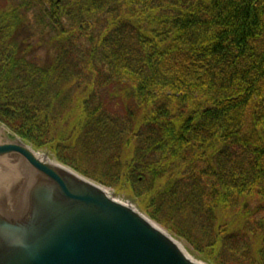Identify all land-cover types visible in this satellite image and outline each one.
<instances>
[{"label":"trees","instance_id":"1","mask_svg":"<svg viewBox=\"0 0 264 264\" xmlns=\"http://www.w3.org/2000/svg\"><path fill=\"white\" fill-rule=\"evenodd\" d=\"M0 121L211 264H264V0H0Z\"/></svg>","mask_w":264,"mask_h":264},{"label":"water","instance_id":"2","mask_svg":"<svg viewBox=\"0 0 264 264\" xmlns=\"http://www.w3.org/2000/svg\"><path fill=\"white\" fill-rule=\"evenodd\" d=\"M0 264H211L110 188L0 122Z\"/></svg>","mask_w":264,"mask_h":264},{"label":"rangeland","instance_id":"3","mask_svg":"<svg viewBox=\"0 0 264 264\" xmlns=\"http://www.w3.org/2000/svg\"><path fill=\"white\" fill-rule=\"evenodd\" d=\"M31 16L33 17L32 14H31ZM38 28H39V27H37L36 32H35L34 35H33V31H32V30L29 31L30 28H27V29L21 30V31L19 32V33H20L19 38L27 36V37H29V39H30L32 42L36 43L37 40L39 41V38H38V36H39ZM29 35H30V36H29ZM46 38H49V36H47V37L44 38V39H45V42L42 43V44H40V45L38 46V48L35 50V52L38 54V56H41V57H42V59H43V61H44L45 63H49L50 60H51V57L53 56V49L50 48V47H51V46H50V43L46 41V40H47ZM44 151H46V150H44ZM47 152H49V151H47ZM49 154H50L52 157L56 158L52 153L49 152ZM67 165H68V164H67ZM69 166H70V165H69ZM71 167H72V166H71ZM72 168H73V167H72ZM79 172H80V171H79ZM86 176H87V175H86ZM87 177H89V176H87ZM89 178L95 180V179L92 178V177H89ZM95 181H97V180H95ZM97 182H99V181H97ZM99 183H102V182H99ZM104 185H106V184H104ZM106 186H108V185H106ZM108 187L110 188V190H111L112 192H114L115 194H117V196H119L120 198H122V199H124V200H130V198H128V197H130L128 194H126V193H120V192L118 193L114 187H112V186H108ZM131 200H132V199H131ZM133 203L136 204V202H134V201H133ZM136 205H137V204H136ZM179 238H180V237H179ZM181 239H182V238H181ZM186 244H187V246L189 247V249H190V250H191L196 256H199L196 252H194V250L192 249V247H191L188 243H186Z\"/></svg>","mask_w":264,"mask_h":264}]
</instances>
